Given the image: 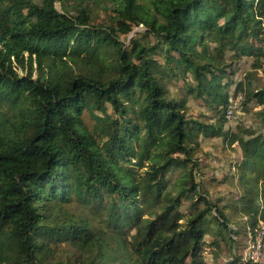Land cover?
I'll list each match as a JSON object with an SVG mask.
<instances>
[{
    "label": "trees",
    "instance_id": "trees-1",
    "mask_svg": "<svg viewBox=\"0 0 264 264\" xmlns=\"http://www.w3.org/2000/svg\"><path fill=\"white\" fill-rule=\"evenodd\" d=\"M95 3L0 0V264H208L206 236L244 250L264 222V87L247 88L256 130L224 127L235 65L264 63V0ZM201 137L242 154L230 215L198 177Z\"/></svg>",
    "mask_w": 264,
    "mask_h": 264
},
{
    "label": "rangeland",
    "instance_id": "rangeland-1",
    "mask_svg": "<svg viewBox=\"0 0 264 264\" xmlns=\"http://www.w3.org/2000/svg\"><path fill=\"white\" fill-rule=\"evenodd\" d=\"M39 1V0H37ZM69 4H76L77 0H67ZM88 1V0H87ZM92 4L96 5V0H89ZM147 1V0H142ZM79 2V1H78ZM57 8L60 10L62 4L57 2ZM98 8V7H97ZM71 13H74L73 9H70ZM137 32L141 29H137ZM135 33L131 34L128 40L134 36ZM231 54V53H230ZM234 67V65H233ZM236 69L235 75L231 78L233 84L229 88V95L236 99L240 98V108L236 110L234 119L228 120L225 124L224 130L231 133H235L241 129L249 130L245 133L246 137H249L256 129L254 112L257 110L255 103L250 102L247 98V88L252 89L264 87V63L262 66L257 67L254 65V59L251 57H243L239 60V63L234 67ZM226 82V80L224 81ZM242 84V90L236 93V88L239 84ZM173 92L180 91L179 85H175L171 88ZM229 97V98H230ZM189 100V111L194 118H198L203 122H216V118L212 112L208 110L207 106H203L201 102L195 100L192 97ZM5 117L10 118L12 110L8 106L0 107ZM90 123L89 120H87ZM200 160L199 179L202 180L204 190L210 195V200L218 202L221 206H226V213L230 215L233 211V207L237 206L236 202L240 196V190L237 186V175L234 171L235 164L241 161L242 154L237 143L230 144L229 137L227 139L223 137H201V149L198 153ZM231 169V172H230ZM232 175V179L230 178ZM226 177V179H224ZM167 191H177L179 188V173H173L168 175ZM183 212L188 211L187 204L182 209ZM243 216L235 215L232 217L234 220L241 218V224H246V220H242ZM249 230V228H248ZM206 254L208 258V264H224L228 263L235 256L242 255L245 238L243 237L236 242L225 239L221 242L220 249L216 246H211V237L206 236ZM264 264V256L259 262Z\"/></svg>",
    "mask_w": 264,
    "mask_h": 264
},
{
    "label": "built area",
    "instance_id": "built-area-1",
    "mask_svg": "<svg viewBox=\"0 0 264 264\" xmlns=\"http://www.w3.org/2000/svg\"><path fill=\"white\" fill-rule=\"evenodd\" d=\"M240 98L234 99L229 98L230 106L226 115V119H234L236 110L240 108L241 102ZM248 238L245 243L243 250V259L251 262H259L264 256V222L260 221L258 229L255 233H252L250 227H248ZM205 250V254H206Z\"/></svg>",
    "mask_w": 264,
    "mask_h": 264
}]
</instances>
